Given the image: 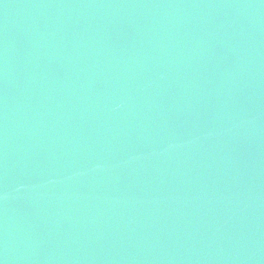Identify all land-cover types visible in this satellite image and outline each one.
<instances>
[{
  "label": "water",
  "instance_id": "1",
  "mask_svg": "<svg viewBox=\"0 0 264 264\" xmlns=\"http://www.w3.org/2000/svg\"><path fill=\"white\" fill-rule=\"evenodd\" d=\"M2 264H264V0H0Z\"/></svg>",
  "mask_w": 264,
  "mask_h": 264
},
{
  "label": "snow or ice",
  "instance_id": "2",
  "mask_svg": "<svg viewBox=\"0 0 264 264\" xmlns=\"http://www.w3.org/2000/svg\"><path fill=\"white\" fill-rule=\"evenodd\" d=\"M0 264H2V262H0Z\"/></svg>",
  "mask_w": 264,
  "mask_h": 264
}]
</instances>
